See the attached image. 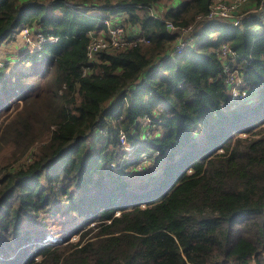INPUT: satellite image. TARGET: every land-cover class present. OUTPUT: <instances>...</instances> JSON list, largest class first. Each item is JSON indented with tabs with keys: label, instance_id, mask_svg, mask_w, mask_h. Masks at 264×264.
Instances as JSON below:
<instances>
[{
	"label": "trees",
	"instance_id": "16d2710c",
	"mask_svg": "<svg viewBox=\"0 0 264 264\" xmlns=\"http://www.w3.org/2000/svg\"><path fill=\"white\" fill-rule=\"evenodd\" d=\"M67 1L0 0V42L25 24L57 37L24 58L46 60L40 77L32 78L34 70L2 77L0 264H264V19L247 13L232 25L209 18L213 0H180L162 18L151 13L161 0L78 1L102 17L73 11ZM116 14L126 17L111 24L132 43L88 61L89 32L104 26L99 17ZM181 41L186 49L177 55ZM222 45L236 53L230 65L251 89L234 107ZM14 77L20 101L11 104ZM250 103L252 112L234 118ZM145 113L163 124L152 140L135 132ZM105 120L111 134L123 130L129 142L144 144L134 159L167 150L150 178L126 175L134 160L110 168L120 157L117 140L109 149L111 135L104 144L88 139ZM212 126L215 132L195 139ZM42 178L57 191L45 190ZM61 220L65 226H47Z\"/></svg>",
	"mask_w": 264,
	"mask_h": 264
},
{
	"label": "rangeland",
	"instance_id": "374dc122",
	"mask_svg": "<svg viewBox=\"0 0 264 264\" xmlns=\"http://www.w3.org/2000/svg\"><path fill=\"white\" fill-rule=\"evenodd\" d=\"M78 1H80V0H68L67 2L70 3L68 5L69 9H71L73 11H84L87 15L100 14L101 17L103 15H105V12L102 11V10H99V8H97V7L96 8L94 7L95 9H90L92 7L90 5L88 6V7H90L89 8L90 10L89 9L84 10L86 7H84L82 4L78 3ZM93 1L98 4L101 0H93ZM216 1L217 0H214V2H216ZM228 1H233V0H228ZM72 4H76V5H72ZM164 6H166V4H164ZM56 15H59V14H56ZM101 17H99V19ZM217 18H219V17H217ZM219 19L224 20V21H228L227 19H223V18H219ZM22 27H26L27 28V33L22 34V32H20L21 30H20V27H19V28L15 29L12 32V34H10V36L8 38H6L4 41L0 42V62L1 63L2 62L6 63V64H4L2 66L0 65V70L5 68L3 71H0V88H2L3 78L11 76V75H14V74H18V73L19 74L20 73L21 74H26L27 72H29L31 70H34L36 75L33 76V77L31 76L33 79L41 76V73H42L41 67L44 64V62H46V60H44V62L39 64V65H31V64H29V62L24 60V58L27 55L32 56V55L37 54L39 52V49H40L41 44H42V43L40 44V39L42 38L43 35L41 34L40 29H39V27L37 25H32L31 26V25H26L25 24V25H22ZM105 31L101 30V32L100 31L97 32L98 33L97 35L103 34ZM215 35H216L215 32H211V37H214ZM49 36H53V35H48V36H44V37L47 38ZM198 37H199V35H198ZM45 41L51 42V40H45ZM52 41H56V40H52ZM190 43H192V39L189 41V44ZM39 44H40V46H39ZM184 51L185 50L181 51L180 54H177V55H181ZM45 65H43V66H45ZM38 73L40 75H38ZM224 76H225V81H226V78H227V81L230 80V76L226 72H225ZM14 79L15 80L13 81V85L7 86V89H9L8 90L9 94H13L14 95L11 98V100H10L11 104H15V103L20 101L19 98H17L15 96L16 93H18L17 89L21 88L20 79H19V77H16V78L14 77ZM46 81H44V79H43V81H41V82L43 83V82H46ZM33 85L34 84L29 85L23 91L29 90L31 87H33ZM226 85H227V83H226ZM242 87L245 88L248 93L251 90L250 88H248L246 86L244 79L242 81ZM227 89H228L227 92H228V96H229L230 95L229 86H227ZM247 100H244L243 102H245ZM228 101H229V104L231 105L230 107H234V106H236L238 104L237 103L236 105H234L230 101V99H228ZM238 102L241 103L242 101H238ZM253 106H254V103H250L249 106L243 111L242 114H240V111L236 112L237 116H235L234 118L242 117V116H244L246 114H249L250 112L253 111ZM116 112H117V109H116ZM146 114L147 113L142 115L141 118H138L137 127H138L139 131L136 130L135 132H138L139 135L136 133V135H138V136H141V137L148 138V139L152 140V138L155 137L156 135L159 136V135L162 134V132H163V128H162L163 124H162V126L160 124V127L157 128V122H152V119L149 118ZM222 115L224 117H226V118H228V117L231 118V115L228 114L227 112H224ZM119 116H121V115H119ZM157 121H159L158 118H157ZM238 122H239V118L234 120V123H238ZM108 123L109 122L107 120L103 121V123L101 125V128L97 129L95 132H92V135L89 136L88 139H90L91 137H93V135H95L96 141L102 142V144H104L103 141H105V137L108 136V135H111L112 136L111 138H106V140L109 139L108 140L109 149L114 147V145H113L114 143H111V140H114V139L117 140L116 148L119 149L120 157H119L118 162H111L109 164L110 168L115 170V169L119 168L121 165L125 164L127 161H129L127 163H132V160H134V163L131 166L133 168V170L130 169L128 171V173H131V174H126V175L130 179L142 180V181L150 178V172H152L155 169H157V166H158V163H160L161 157H164L163 156V152L166 153L167 150H164V149L163 150H159V149L145 150V151H142V153L138 154V157L134 159L133 158L134 155L132 153L134 152V150L137 149V147L139 145H144V144L141 141H138L139 139L135 140V142H133V143L129 142L128 139H127V134L123 130L117 129L115 131V133L111 134L109 132V130H108V127H107ZM111 125H113V123H111ZM140 126H143L142 130L140 129ZM216 128H217V126H212L210 128H207L205 131L204 130L199 131L198 134L195 136V139L199 140L203 135L209 133L210 131L212 133L215 132ZM94 133H96V134H94ZM97 139H100V140H97ZM98 142H94V144H98ZM158 157H160L159 161H158ZM128 168H130V166ZM147 171H149L148 174H146V175L143 174V173H145ZM133 176L134 177H140L141 176V177L140 178H134ZM41 182H42V185L44 186L45 190H49L50 189V190H52L54 192L57 191L56 190L58 188V184L57 183L54 184V186L51 183H50L51 184L50 185V184L46 183L45 181H43V178H42ZM68 188H69V191H71V190L74 191L72 187H68ZM11 199H12V197L10 198V200ZM51 203L53 204V202H51ZM44 207H46V205L41 206V208H44ZM37 212H38V215L40 213H42L41 210H38ZM54 214H55L54 212H50L51 216H54ZM41 217H43V216L41 215ZM63 221L64 220H61L60 223H53L51 221H48L47 222V226L49 227L50 230H52V228L59 227V225H61L63 223ZM65 224H66V222L63 223V226H65ZM22 228H24V226H22ZM49 238H52V237H49ZM53 238H55V237H53ZM0 258H1V256H0Z\"/></svg>",
	"mask_w": 264,
	"mask_h": 264
},
{
	"label": "built area",
	"instance_id": "2783aa9c",
	"mask_svg": "<svg viewBox=\"0 0 264 264\" xmlns=\"http://www.w3.org/2000/svg\"><path fill=\"white\" fill-rule=\"evenodd\" d=\"M245 0H217L216 2H212L210 7V11L208 13L209 18H223L227 19L232 25H238L241 21V16L235 15L234 13L237 11L239 5ZM76 5V4H72ZM240 17V18H239ZM100 20L106 25V31L103 34L97 35L98 33H93L91 35V40L86 46V57L88 61H92L95 59L98 52L105 50L109 47H117L119 45H123L126 43H132V41H127L124 31L119 24H111V21L106 17L100 18ZM168 26L173 29V26L168 23ZM20 32L22 34L27 33V28H20ZM42 34V33H41ZM43 35V34H42ZM139 40L143 39V36L136 37ZM45 40H57L56 36H49L40 39V44L45 42ZM145 40V39H144ZM39 44V46H40ZM185 41H181L180 44L175 49L174 53L180 54L181 51L185 50ZM229 52L230 57H226V53ZM218 53L223 56V72L227 73L230 76V80L226 83L229 86V99L235 104L239 103L238 101H243L248 98V92L245 88L242 87L243 77L241 74L234 68L231 67L230 63L234 61L236 57V53L232 52L226 45H222V47L218 50ZM6 64L5 62L0 65ZM143 159V158H142ZM141 165V164H140Z\"/></svg>",
	"mask_w": 264,
	"mask_h": 264
},
{
	"label": "crops",
	"instance_id": "0c3cea01",
	"mask_svg": "<svg viewBox=\"0 0 264 264\" xmlns=\"http://www.w3.org/2000/svg\"><path fill=\"white\" fill-rule=\"evenodd\" d=\"M180 0H161L159 3H156L154 5V8L152 9L151 13L152 14H156L159 15L161 18L163 17L162 14L165 12V10L167 8H169L170 6H173V5H177L179 3ZM164 4H166V6H164ZM89 6V5H88ZM88 6H85L86 8L84 10H87L89 9ZM164 6V7H163ZM243 7H248V9L246 11H244V14L241 15V19H243V17L247 14V13H253L254 15H257L258 17H260L262 20L264 19V0H247L246 1V4L243 5ZM90 9H95L94 7H91ZM89 9V10H90ZM78 12H81V13H85L84 11H78ZM87 12V11H86ZM58 13V12H56ZM106 15V14H105ZM126 17V14L125 15H122V14H116L114 16H110V20H117V19H124ZM226 23V22H225ZM101 30H106V25L104 24V26L101 28V29H98L96 31H91L89 32L90 34L92 33H97V32H101ZM139 30V29H138ZM256 30H260L259 28H256ZM132 33L134 34H141L139 32L141 31H137L136 28L134 29H131ZM194 39V38H193ZM193 41V40H192ZM232 51V50H231ZM234 52V51H232ZM235 53V52H234ZM10 64V63H9ZM5 69V68H4ZM4 69L0 70V71H3ZM242 76V75H241ZM243 77V76H242Z\"/></svg>",
	"mask_w": 264,
	"mask_h": 264
},
{
	"label": "bare ground",
	"instance_id": "6f19581e",
	"mask_svg": "<svg viewBox=\"0 0 264 264\" xmlns=\"http://www.w3.org/2000/svg\"><path fill=\"white\" fill-rule=\"evenodd\" d=\"M237 103H235L234 105H236ZM56 240V239H55ZM8 258V257H7ZM16 259V258H15Z\"/></svg>",
	"mask_w": 264,
	"mask_h": 264
},
{
	"label": "clouds",
	"instance_id": "9594fccd",
	"mask_svg": "<svg viewBox=\"0 0 264 264\" xmlns=\"http://www.w3.org/2000/svg\"><path fill=\"white\" fill-rule=\"evenodd\" d=\"M46 42V41H45ZM248 96H249V93H248ZM240 103V102H239Z\"/></svg>",
	"mask_w": 264,
	"mask_h": 264
}]
</instances>
